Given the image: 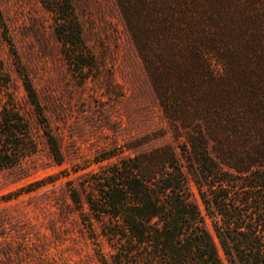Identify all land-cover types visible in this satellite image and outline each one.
Returning <instances> with one entry per match:
<instances>
[{"label": "trees", "instance_id": "16d2710c", "mask_svg": "<svg viewBox=\"0 0 264 264\" xmlns=\"http://www.w3.org/2000/svg\"><path fill=\"white\" fill-rule=\"evenodd\" d=\"M42 2L54 17L87 6ZM115 2L175 147L147 145L162 129L126 140L95 156L119 160L83 183L84 200L70 187L83 223L94 232L87 204L113 247L110 260L97 253L100 264H264V0ZM0 31L59 164L61 148L1 9ZM38 149L0 55V172Z\"/></svg>", "mask_w": 264, "mask_h": 264}, {"label": "rangeland", "instance_id": "374dc122", "mask_svg": "<svg viewBox=\"0 0 264 264\" xmlns=\"http://www.w3.org/2000/svg\"><path fill=\"white\" fill-rule=\"evenodd\" d=\"M86 1L54 17L42 0H0L63 159L50 155L0 31V55L39 145L21 166L0 172V264H100L99 252L110 260V241L87 204L94 232L83 223L70 187L84 200L83 183L119 160L94 163L95 156L126 140L162 129L147 145L175 147L115 0ZM62 39L72 46L64 49Z\"/></svg>", "mask_w": 264, "mask_h": 264}]
</instances>
